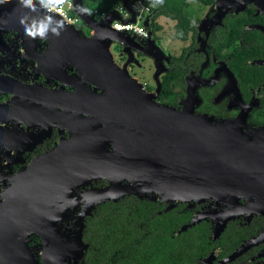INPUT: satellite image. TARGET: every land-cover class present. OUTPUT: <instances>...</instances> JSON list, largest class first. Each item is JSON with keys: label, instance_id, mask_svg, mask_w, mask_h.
I'll list each match as a JSON object with an SVG mask.
<instances>
[{"label": "flooded vegetation", "instance_id": "flooded-vegetation-1", "mask_svg": "<svg viewBox=\"0 0 264 264\" xmlns=\"http://www.w3.org/2000/svg\"><path fill=\"white\" fill-rule=\"evenodd\" d=\"M197 4L203 10L199 14L189 8L196 23L185 39L176 37L175 20L170 18L174 22L171 36H165L162 27L152 32L150 28L160 25L159 18L152 17L157 7L145 16V21L151 20L145 26L148 38L135 37V47L127 51L129 57L121 55L124 48L116 43L111 52L113 56L120 54L114 58L116 65L126 68L130 78L141 85V91L133 92L140 96L135 101L138 105L155 104L191 118H209L215 125H227L232 136L241 137L238 143L250 146L246 159L257 163L251 164L252 173H247L252 177L246 176L241 195L224 199L170 203L152 199L149 194V198L125 195L113 203L126 196L151 201L153 206L161 207L159 214L175 212L182 232L191 228L197 234L201 231L203 234L197 236L205 242L194 264H264V0ZM76 27L84 35L91 34L83 23ZM21 33H0V210L15 177L58 143L71 140L75 132L80 134V127H89L97 136L107 126L113 127L123 136L132 126L130 116L123 114L125 109L116 122L95 115V108H108V94L101 89L90 86L92 91L73 97L77 94L72 82L77 77L75 72L59 64L60 60H50V43L28 32L24 36ZM47 59L49 64L45 65ZM146 59L153 68L152 81H141L133 74L135 69L145 68ZM60 66L64 67L63 78L55 76ZM45 70H49L47 75L41 73ZM117 142H110L108 148L113 150ZM78 184L72 197L76 212L59 223L63 243L72 240L78 211L91 192L109 186L104 179ZM73 208L71 203L70 210ZM197 218L200 221L188 227ZM4 222L0 220V225ZM184 227L187 229L182 230ZM1 241L0 264H14L2 236ZM39 242L36 238L28 243L35 259L40 257L36 255ZM17 264H23L22 259Z\"/></svg>", "mask_w": 264, "mask_h": 264}, {"label": "water", "instance_id": "water-1", "mask_svg": "<svg viewBox=\"0 0 264 264\" xmlns=\"http://www.w3.org/2000/svg\"><path fill=\"white\" fill-rule=\"evenodd\" d=\"M72 2L74 13L91 30L89 36L76 26L66 25L38 0H0V33L17 30L23 36L30 33L50 43V60H60L59 64L67 65L77 76L72 79L77 89L73 97L92 91L90 86L101 89L108 94V108H95V115L116 122L125 109L123 114L130 116L132 126L123 136L113 127L107 126L101 136L89 127H80V134L75 132L71 140L58 143L15 177L0 210V220L5 221L0 225V236L14 264L19 259L23 264H82L88 249L83 241L85 218L97 204L116 202L125 195L149 198L151 194L152 199L170 203L234 197L243 193L246 176L252 177L247 175L252 173L250 165L257 164L246 159L250 146L238 143L242 138L232 136L227 125H215L204 117L191 118L165 106L135 102L140 96L133 92L141 91V85L130 78L126 68L116 65L111 52L116 43L124 48L121 55L129 57L127 51L135 47L134 36L112 28L116 20L136 22L128 0H122L131 13L127 21L115 10L97 19L85 8L84 0ZM150 23L146 20L144 25ZM44 64L48 65L49 59ZM63 71L60 66L55 76L63 78ZM48 72L41 71L46 75ZM115 140L118 142L110 150L109 143ZM97 179L107 180L109 186L90 191L88 202L78 211L72 240L63 243L59 223L76 212L74 189L80 181ZM195 221L200 218L188 227ZM36 238L40 239V249L36 250L40 257L35 259L28 243Z\"/></svg>", "mask_w": 264, "mask_h": 264}, {"label": "trees", "instance_id": "trees-1", "mask_svg": "<svg viewBox=\"0 0 264 264\" xmlns=\"http://www.w3.org/2000/svg\"><path fill=\"white\" fill-rule=\"evenodd\" d=\"M160 16L175 20V35L185 39L196 19L189 11L188 0H156ZM209 4L214 0H192ZM121 0H84L86 7L95 6L109 13ZM153 33L161 29L156 24ZM161 207L151 201L126 196L117 203L104 202L85 218L83 241L88 249L82 264H194L205 242L201 231L180 230L175 212L159 214ZM205 234V232H204Z\"/></svg>", "mask_w": 264, "mask_h": 264}, {"label": "built area", "instance_id": "built-area-1", "mask_svg": "<svg viewBox=\"0 0 264 264\" xmlns=\"http://www.w3.org/2000/svg\"><path fill=\"white\" fill-rule=\"evenodd\" d=\"M43 3V6L48 12H52L60 16L66 25L76 26L79 23H83L80 17H78L73 11L72 0H38ZM130 8L134 11L136 22H123L114 21L112 28L115 31L125 33L126 35L140 37L142 39L148 38L149 31L145 27V16L151 13L158 7L156 0H128ZM119 13L122 20L127 21L131 18V13L125 8L122 1L114 8ZM91 15H94L97 19L105 18L109 13L99 12L97 8H92Z\"/></svg>", "mask_w": 264, "mask_h": 264}, {"label": "rangeland", "instance_id": "rangeland-1", "mask_svg": "<svg viewBox=\"0 0 264 264\" xmlns=\"http://www.w3.org/2000/svg\"><path fill=\"white\" fill-rule=\"evenodd\" d=\"M190 4V10L194 11V12H198L200 14V11L203 10V6H201L200 4L194 3L189 1ZM160 24V26L163 28L162 33L165 36H171L173 34V29L172 26L174 24L173 21L169 20L166 17H159V19L157 20ZM163 46V43H162ZM120 54L116 53L114 54V58H119ZM143 65H145V68L140 70V69H135L133 74L136 78L140 79L141 81H152L151 75H152V71L153 68L150 65V61H148V59L144 60Z\"/></svg>", "mask_w": 264, "mask_h": 264}, {"label": "crops", "instance_id": "crops-1", "mask_svg": "<svg viewBox=\"0 0 264 264\" xmlns=\"http://www.w3.org/2000/svg\"><path fill=\"white\" fill-rule=\"evenodd\" d=\"M121 1H122V0H121ZM118 4H119V3H118ZM84 5H85V4H84ZM85 8L90 12V11L92 10V8H95V6H93V5L88 6V7L85 6ZM112 10H114V8H113ZM112 10H111V11H112ZM111 11H110V12H111ZM110 12H109V13H110Z\"/></svg>", "mask_w": 264, "mask_h": 264}]
</instances>
